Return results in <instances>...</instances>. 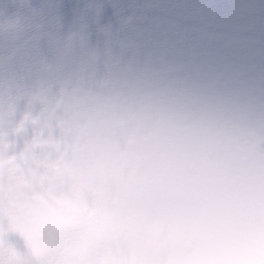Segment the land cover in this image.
I'll return each instance as SVG.
<instances>
[{
    "label": "clouds",
    "instance_id": "clouds-1",
    "mask_svg": "<svg viewBox=\"0 0 264 264\" xmlns=\"http://www.w3.org/2000/svg\"><path fill=\"white\" fill-rule=\"evenodd\" d=\"M0 264H264V0H0Z\"/></svg>",
    "mask_w": 264,
    "mask_h": 264
}]
</instances>
